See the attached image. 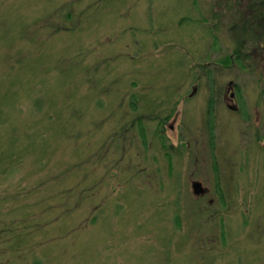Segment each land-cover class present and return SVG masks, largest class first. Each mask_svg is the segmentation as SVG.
I'll return each instance as SVG.
<instances>
[{"label":"rangeland","instance_id":"rangeland-1","mask_svg":"<svg viewBox=\"0 0 264 264\" xmlns=\"http://www.w3.org/2000/svg\"><path fill=\"white\" fill-rule=\"evenodd\" d=\"M228 5L0 0V264H264V41Z\"/></svg>","mask_w":264,"mask_h":264},{"label":"trees","instance_id":"trees-1","mask_svg":"<svg viewBox=\"0 0 264 264\" xmlns=\"http://www.w3.org/2000/svg\"><path fill=\"white\" fill-rule=\"evenodd\" d=\"M228 1H234V5H228L227 9H239V11L234 13H237L235 16L240 15V18H237L238 22L233 23L231 30L239 28V35L242 37L241 41H238L240 47H244V45L248 44V41L253 40L254 36L256 41H264V0H227V2ZM261 51L262 50L259 52Z\"/></svg>","mask_w":264,"mask_h":264},{"label":"water","instance_id":"water-1","mask_svg":"<svg viewBox=\"0 0 264 264\" xmlns=\"http://www.w3.org/2000/svg\"><path fill=\"white\" fill-rule=\"evenodd\" d=\"M191 187L195 194H200L204 191L200 182H194Z\"/></svg>","mask_w":264,"mask_h":264}]
</instances>
